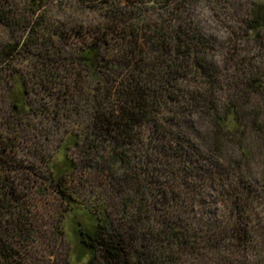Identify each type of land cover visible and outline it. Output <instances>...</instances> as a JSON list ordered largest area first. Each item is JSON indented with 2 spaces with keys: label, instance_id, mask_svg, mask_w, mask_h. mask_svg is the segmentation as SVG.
<instances>
[{
  "label": "trees",
  "instance_id": "1",
  "mask_svg": "<svg viewBox=\"0 0 264 264\" xmlns=\"http://www.w3.org/2000/svg\"><path fill=\"white\" fill-rule=\"evenodd\" d=\"M194 1L151 0L158 10L148 16L140 0H106L104 21L84 29L75 49L76 70L60 79L66 83L57 97L73 108L57 107L45 117L57 124L81 106L90 109L82 143L70 135L60 143L64 152L80 146L91 168L134 191L121 217L104 209L92 212L93 233L80 227L83 258L88 255L82 264H246V256L262 254L252 225L258 182L249 163L255 141L264 145V58L249 56L242 43L264 34V1L252 0L239 17L215 4L217 16L238 22L227 43L186 12ZM18 49L11 46L9 54ZM46 75L54 83L55 75ZM24 93L13 102L11 129L26 134L32 118ZM17 148L0 135V264H32L42 236L27 187L42 179L74 202L62 176L73 171L72 159L65 154L57 167L35 151L34 162L53 167L46 182ZM213 198L228 216L208 215Z\"/></svg>",
  "mask_w": 264,
  "mask_h": 264
},
{
  "label": "rangeland",
  "instance_id": "2",
  "mask_svg": "<svg viewBox=\"0 0 264 264\" xmlns=\"http://www.w3.org/2000/svg\"><path fill=\"white\" fill-rule=\"evenodd\" d=\"M107 1L118 3L126 0ZM250 2L252 0H195L194 4H186V12L196 16L203 28L214 34L220 42L227 43L229 29L237 21L234 19L227 22L224 13L217 16L215 4L226 5L230 16L239 17L244 14ZM140 3L148 16L158 10L151 0H140ZM105 4L106 0H48L43 4H38L37 0H0V11L4 17L8 16V22L0 19V135L13 138L18 145L17 152L25 157L27 165H35L38 174L47 177L46 182L53 177V167L34 162L35 151L49 155L57 167L61 166L66 154L75 166L72 172L62 175L66 185L63 190L71 195L70 199L74 202H67L51 183H43L42 179L25 189L26 195L34 201L42 227L40 241L35 243V249L29 256L32 264L85 262L88 255L83 258L78 239L80 227L88 234L93 233L97 227L93 213H103L104 209L113 217H121L130 208L125 205L134 195V191L112 180L108 171L91 168V160H87L80 146L69 145L66 153L64 152L60 143L70 135H78L79 143H82L90 109L81 106L79 113H70L57 124L45 117L57 107H61L60 111L63 106L67 110L73 108L71 104L62 105L63 95L57 97L56 90L66 83L60 81L66 80L62 76L64 72L68 69L76 70L73 55L75 49L83 43L84 29L89 31L91 26L104 21ZM234 30L237 34V27ZM15 45H19V49L10 55V47ZM242 45L249 56L264 58V34L257 39H249ZM82 71L86 84L91 83V75ZM50 73L55 75L54 83L45 79L48 78L46 74ZM70 76L69 73L67 78ZM23 93L32 118L26 134L11 129L16 122L13 120V102ZM255 143L257 155L249 163L258 182L253 211L256 217H253L252 225L263 251L258 256H246V264H264V145L260 146V140ZM215 197L219 199L220 196ZM212 200L214 203L207 207L208 215H223V218L229 215L222 202L214 198ZM234 251L235 254H240L237 250Z\"/></svg>",
  "mask_w": 264,
  "mask_h": 264
}]
</instances>
